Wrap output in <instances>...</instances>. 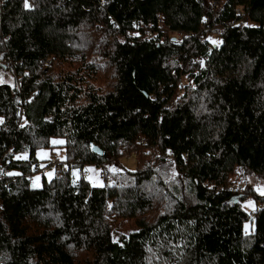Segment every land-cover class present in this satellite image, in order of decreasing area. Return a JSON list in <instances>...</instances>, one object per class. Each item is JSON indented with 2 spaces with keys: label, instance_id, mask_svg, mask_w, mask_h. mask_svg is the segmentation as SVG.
Listing matches in <instances>:
<instances>
[{
  "label": "trees",
  "instance_id": "trees-1",
  "mask_svg": "<svg viewBox=\"0 0 264 264\" xmlns=\"http://www.w3.org/2000/svg\"><path fill=\"white\" fill-rule=\"evenodd\" d=\"M25 3L0 0V264H264V0Z\"/></svg>",
  "mask_w": 264,
  "mask_h": 264
},
{
  "label": "rangeland",
  "instance_id": "rangeland-1",
  "mask_svg": "<svg viewBox=\"0 0 264 264\" xmlns=\"http://www.w3.org/2000/svg\"><path fill=\"white\" fill-rule=\"evenodd\" d=\"M246 66H247L246 62L242 61L241 62V73H243V70L246 68ZM240 81H243V78H240ZM0 84H7V85L14 86L15 78L10 70L7 69L5 71L3 70L0 71ZM54 141L56 142L62 141L64 143L63 138H59V137L52 138L51 144L53 146H60L63 144V143H54ZM64 156H65V151L61 147L41 148L36 153V157L38 161L40 162V169H42L47 164L48 160L56 159V158L62 160ZM137 160L138 159L136 155L127 154L122 158L121 164L124 169L133 171L137 169ZM107 168H111V170H114V167L112 165H108ZM103 171L104 169L97 168L96 166H89V167H86L85 169V172H86L85 177L86 179L90 181V183L93 186H103L104 184ZM72 173L77 179L81 177V173L78 170H73ZM43 175L44 174L42 172L34 175L33 186L35 187L41 186ZM46 177L50 179L52 177V173L46 174ZM248 183H249V186L255 190V192L261 195H264V181L260 180L256 176H249ZM242 186L244 189L245 184H243ZM240 202H241L242 207L250 214H252L255 211L256 202H255V197L253 194L248 195L246 198L242 199ZM116 226L121 233L126 234V235H128L130 231L135 229L134 225L128 221H117ZM253 228L254 226L252 225L251 222L245 223V231L247 233H250Z\"/></svg>",
  "mask_w": 264,
  "mask_h": 264
},
{
  "label": "built area",
  "instance_id": "built-area-1",
  "mask_svg": "<svg viewBox=\"0 0 264 264\" xmlns=\"http://www.w3.org/2000/svg\"><path fill=\"white\" fill-rule=\"evenodd\" d=\"M246 23H247V17L245 15H242L241 19L236 23L235 26L240 31V30H243V28L246 26ZM135 36H136V34L132 35V37H135ZM177 36L183 37V36H185V34H183L182 32H179V33H177ZM148 37H153V34L149 33ZM182 83H183V79H178L177 84L181 85ZM66 167L67 166H62V168H61V167H59V163H57L56 161H53L50 166H48L44 169V172L46 174L52 173L56 177L57 176L59 177L63 172L66 171V169H67ZM85 176H86V174H85ZM73 179H75V178H73ZM226 191H232V193L234 195H238L241 193V187L227 188Z\"/></svg>",
  "mask_w": 264,
  "mask_h": 264
},
{
  "label": "water",
  "instance_id": "water-1",
  "mask_svg": "<svg viewBox=\"0 0 264 264\" xmlns=\"http://www.w3.org/2000/svg\"><path fill=\"white\" fill-rule=\"evenodd\" d=\"M95 149V148H94ZM96 150V149H95ZM243 196H244V194H242V193H240V194H238V195H235V196H233L232 198H230L229 199V203H233V202H235V203H239V201L241 200V198H243ZM235 197V198H234Z\"/></svg>",
  "mask_w": 264,
  "mask_h": 264
},
{
  "label": "snow or ice",
  "instance_id": "snow-or-ice-1",
  "mask_svg": "<svg viewBox=\"0 0 264 264\" xmlns=\"http://www.w3.org/2000/svg\"><path fill=\"white\" fill-rule=\"evenodd\" d=\"M25 6L28 7L27 0H26V3H25ZM54 143H63V142L62 141H59V142L54 141Z\"/></svg>",
  "mask_w": 264,
  "mask_h": 264
}]
</instances>
